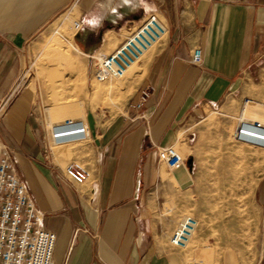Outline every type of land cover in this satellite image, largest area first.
Masks as SVG:
<instances>
[{"label":"crops","instance_id":"crops-1","mask_svg":"<svg viewBox=\"0 0 264 264\" xmlns=\"http://www.w3.org/2000/svg\"><path fill=\"white\" fill-rule=\"evenodd\" d=\"M68 11L82 24L76 45L93 55L114 53L151 15L166 31L137 90L145 83L155 88L141 110L148 122L129 105L105 127L86 112L90 137L49 149V128L28 87L0 124L45 215L44 227L57 236L55 264H264V188L251 216L261 250L258 242L244 246L238 236L215 238L205 226H197L190 249L171 244L179 222L198 217L194 159L187 154V169L168 175L158 166L157 151L177 144L185 149L180 132L191 113L241 98V82L264 53V0H0V99L24 74L32 39ZM197 49L202 56L194 64ZM71 112L56 113V121L50 114V126L83 119L82 109ZM72 161L90 170L85 183L66 176Z\"/></svg>","mask_w":264,"mask_h":264},{"label":"rangeland","instance_id":"rangeland-1","mask_svg":"<svg viewBox=\"0 0 264 264\" xmlns=\"http://www.w3.org/2000/svg\"><path fill=\"white\" fill-rule=\"evenodd\" d=\"M75 21H79L75 13H63L29 43L27 66L0 124L8 117L18 92L28 87L34 93L38 115L45 128H50V114L54 115L56 121V113L69 115L71 111L80 109L84 114L78 116L83 118L79 120L86 122L85 113L92 112L98 124L105 127L117 119L128 105L130 107L142 84L148 57L160 41L133 64L123 78L98 81L95 72L101 54L93 55L76 45ZM61 35L65 37L63 42ZM67 48L69 51L63 53ZM64 54L71 62L70 67L60 65ZM98 88L103 90H99V93ZM237 95L241 98L229 97L214 108L191 113L180 132V139L185 138L188 144L184 142L183 151L180 144L175 147L183 158L191 154L194 159L198 231L205 226L204 229L215 238L226 237L229 240L238 236L244 246L249 245L252 249L258 242L261 250L260 237L252 227L254 222L251 216L256 213L257 191L264 188V149H259L260 145L238 141L234 135L240 121L250 123L249 119H257L264 123V53L246 73ZM245 105L258 113L245 116ZM45 137L47 139V131ZM0 139L13 151L1 135ZM163 172L170 175L167 169ZM198 231H195L184 250L194 245Z\"/></svg>","mask_w":264,"mask_h":264},{"label":"built area","instance_id":"built-area-1","mask_svg":"<svg viewBox=\"0 0 264 264\" xmlns=\"http://www.w3.org/2000/svg\"><path fill=\"white\" fill-rule=\"evenodd\" d=\"M76 31L82 29L80 21L74 22ZM166 31L164 24L156 15H151L127 38L125 43L110 55L98 59L95 78L106 81L123 77L128 69L156 45ZM202 52L197 49L191 62L198 64ZM15 86L0 99V121L4 118L9 105L17 93ZM155 88L145 83L130 104L138 114L136 118L148 122V117L141 111L151 98ZM245 116L257 112L244 106ZM247 118V117H246ZM248 119V118H247ZM240 122L236 128L235 139L264 147V123L254 119ZM90 137L88 124L83 120L69 119L51 125L47 132V146L84 141ZM158 166L175 172L187 169L186 159L175 146L157 147ZM66 176L76 184H83L91 177L90 170L81 162L72 161L65 167ZM174 209L171 204L170 210ZM44 213L39 209L24 175L17 169L13 151L0 139V264H55L54 253L57 243L55 233L44 227ZM198 226L193 216H185L178 224L171 244L178 248L186 247Z\"/></svg>","mask_w":264,"mask_h":264},{"label":"bare ground","instance_id":"bare-ground-1","mask_svg":"<svg viewBox=\"0 0 264 264\" xmlns=\"http://www.w3.org/2000/svg\"><path fill=\"white\" fill-rule=\"evenodd\" d=\"M68 34H69V32H68ZM71 36V35H70ZM60 37V36H59ZM61 38H63V40H62V42L65 40L64 38V35H61ZM68 38V37H67ZM66 41H67V39H66ZM65 41V42H66ZM58 42V41H57ZM67 43V42H66ZM68 43H70V42H68ZM69 45H71L72 46V44H69ZM76 47V46H75ZM59 49V48H58ZM56 50V49H55ZM77 50V49H76ZM69 51V49L67 48V49H65L64 51H63V53H65L66 54V52H68ZM62 55V58H61V63H60V65H63V67H70L71 66V62L69 61V59H68V57H67V55ZM102 56V55H101ZM57 57V56H56ZM58 58H59V56H58ZM99 59H101V57H99ZM63 69V68H62ZM64 70V69H63ZM127 73V72H126ZM124 77V76H123ZM123 77H121V78H123ZM99 87V86H98ZM99 90H103V88L101 89V88H98V91ZM101 91H99V93H100ZM257 101V100H256ZM261 102V101H260ZM254 111H256V110H254ZM257 113H258V111H256ZM260 112V111H259ZM256 113V114H257ZM241 122V121H240ZM255 146V145H254ZM256 147V146H255ZM259 149H264V147H262V146H259ZM242 150V149H241ZM243 151V150H242ZM241 154V153H240ZM254 156V155H253ZM255 158H256V156H255ZM244 159V158H243ZM256 163V162H255Z\"/></svg>","mask_w":264,"mask_h":264},{"label":"water","instance_id":"water-1","mask_svg":"<svg viewBox=\"0 0 264 264\" xmlns=\"http://www.w3.org/2000/svg\"><path fill=\"white\" fill-rule=\"evenodd\" d=\"M192 162H193V159L190 158V159L188 160V163L191 164Z\"/></svg>","mask_w":264,"mask_h":264}]
</instances>
